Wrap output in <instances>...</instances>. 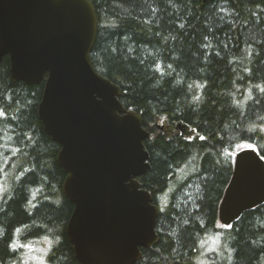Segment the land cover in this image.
I'll return each mask as SVG.
<instances>
[{"label": "trees", "instance_id": "1", "mask_svg": "<svg viewBox=\"0 0 264 264\" xmlns=\"http://www.w3.org/2000/svg\"><path fill=\"white\" fill-rule=\"evenodd\" d=\"M91 1L93 64L150 132L139 181L160 239L135 264H264V203L231 227L219 220L234 165L218 155L231 137L264 146V132L249 131L264 128V0ZM44 87L13 81L8 56L0 63V264H81L66 235L61 146L38 114ZM37 242L49 245L39 256Z\"/></svg>", "mask_w": 264, "mask_h": 264}, {"label": "water", "instance_id": "2", "mask_svg": "<svg viewBox=\"0 0 264 264\" xmlns=\"http://www.w3.org/2000/svg\"><path fill=\"white\" fill-rule=\"evenodd\" d=\"M98 25L91 0H0V63L9 57L15 82L45 81L38 114L61 146L62 190L74 205L66 235L77 260L135 264L160 239L159 208L139 181L150 169V132L121 103L120 86L93 64ZM263 203L264 161L234 165L221 224Z\"/></svg>", "mask_w": 264, "mask_h": 264}, {"label": "snow or ice", "instance_id": "3", "mask_svg": "<svg viewBox=\"0 0 264 264\" xmlns=\"http://www.w3.org/2000/svg\"><path fill=\"white\" fill-rule=\"evenodd\" d=\"M171 67V65H169ZM246 71H251L246 69ZM260 91L264 92V88H261ZM199 99V97H196ZM5 113L0 110V117L4 116ZM249 131H260L264 132V128L249 129ZM199 139L202 141L206 139L204 136H200ZM256 152H260L261 155L255 156ZM218 155L222 158V162L229 167L235 165L237 168H242L243 165L250 162L261 163L264 161V146H256L251 140V136L244 138L241 137H231L227 144L222 147ZM252 159H249V157ZM220 161H218L219 163ZM231 227V226H229Z\"/></svg>", "mask_w": 264, "mask_h": 264}, {"label": "rangeland", "instance_id": "4", "mask_svg": "<svg viewBox=\"0 0 264 264\" xmlns=\"http://www.w3.org/2000/svg\"><path fill=\"white\" fill-rule=\"evenodd\" d=\"M159 123L169 127L167 125V121H165L164 119H160ZM195 135H196V131L193 130L191 127H187L186 130L183 132V136L186 138H189V139L193 138ZM44 241L48 242L47 240H44ZM48 246L49 245L47 243L43 244V243L37 242V243H35V245L30 246L29 249L32 250L33 255L39 256V254L42 251H45ZM40 264H43V263H40Z\"/></svg>", "mask_w": 264, "mask_h": 264}, {"label": "bare ground", "instance_id": "5", "mask_svg": "<svg viewBox=\"0 0 264 264\" xmlns=\"http://www.w3.org/2000/svg\"><path fill=\"white\" fill-rule=\"evenodd\" d=\"M179 125H180L181 127H179ZM179 125H178V128H179L181 131L184 132V131L186 130V128H184V127L182 126V124H179ZM183 132H182V133H183Z\"/></svg>", "mask_w": 264, "mask_h": 264}, {"label": "flooded vegetation", "instance_id": "6", "mask_svg": "<svg viewBox=\"0 0 264 264\" xmlns=\"http://www.w3.org/2000/svg\"><path fill=\"white\" fill-rule=\"evenodd\" d=\"M183 132V131H182Z\"/></svg>", "mask_w": 264, "mask_h": 264}]
</instances>
